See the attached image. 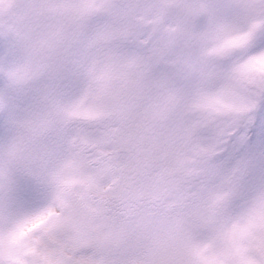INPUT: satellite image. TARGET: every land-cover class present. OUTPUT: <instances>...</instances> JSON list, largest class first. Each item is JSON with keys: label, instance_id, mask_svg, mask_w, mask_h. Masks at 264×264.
I'll return each mask as SVG.
<instances>
[{"label": "snow or ice", "instance_id": "snow-or-ice-1", "mask_svg": "<svg viewBox=\"0 0 264 264\" xmlns=\"http://www.w3.org/2000/svg\"><path fill=\"white\" fill-rule=\"evenodd\" d=\"M0 264H264V0H0Z\"/></svg>", "mask_w": 264, "mask_h": 264}]
</instances>
